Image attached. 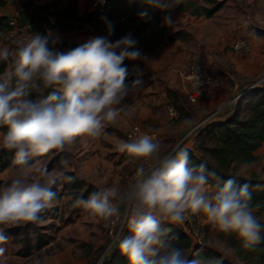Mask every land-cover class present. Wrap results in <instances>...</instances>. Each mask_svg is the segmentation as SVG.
<instances>
[{
	"label": "clouds",
	"instance_id": "1",
	"mask_svg": "<svg viewBox=\"0 0 264 264\" xmlns=\"http://www.w3.org/2000/svg\"><path fill=\"white\" fill-rule=\"evenodd\" d=\"M144 2L170 13L183 0ZM140 16L151 18L147 11ZM102 19L107 36L93 37L67 52L57 50L60 38L51 30L13 41L14 50L0 48V61H10L0 74V128H7L2 144L14 151L17 166L15 177L0 187V245L8 243L6 227L42 223L40 214L59 202L52 191L56 177L46 168H36L42 163L36 158L52 150L63 152L78 138L98 140L122 114L133 115L122 102L143 80L138 77L127 83L124 61L146 58L131 34L112 41L114 26ZM173 23L170 14L164 17L166 26ZM116 148L139 165L133 183L124 192L115 186L98 187L86 200L75 203L109 223L119 215L114 201L128 206L131 235L119 239L128 264H200L187 259L161 228L164 222L182 224L189 214L202 213L220 232L237 235L245 249L264 242V224L251 204L250 184L224 179L206 162L191 164L186 148L161 155V143L148 134L121 140ZM247 167L243 164L241 170ZM210 181H215L214 193L209 192ZM6 252L0 247V264L7 259Z\"/></svg>",
	"mask_w": 264,
	"mask_h": 264
},
{
	"label": "rangeland",
	"instance_id": "2",
	"mask_svg": "<svg viewBox=\"0 0 264 264\" xmlns=\"http://www.w3.org/2000/svg\"><path fill=\"white\" fill-rule=\"evenodd\" d=\"M221 1L224 2L223 7L211 18L188 17L181 20V14L175 10L170 12L174 22H182L181 25L186 26L182 29L185 39L177 43L178 53L173 46L166 48L171 51L164 55L165 66L161 64L160 68L173 69L165 75L155 73L159 85L155 105L146 104L145 101L142 108L135 107L132 95L129 94L130 97L128 95L122 103L128 106L133 115L129 117L122 114L115 125H107L106 135L98 140L78 138L75 144L66 146L63 152L52 150L48 155L36 158L42 161L36 168H46L59 182H64L65 177L67 179L66 183L52 186L56 200L59 201L53 203L57 206V217L39 223V230L43 232L42 238L47 239L48 243L36 249L33 245L35 241H32L29 255L24 254L27 241L25 236L9 237L7 244L0 245L7 249L4 264H97L112 248L114 235L109 232V222L92 217L88 210L82 205L76 206L75 202L77 199L86 200L98 187L108 185L118 188L133 177L136 162H133L127 153L116 148L119 141L125 140L126 129L134 123H140L145 128L157 130L161 134L164 132L162 135L169 146L185 140L181 148L192 149L194 136L188 137V133L214 112L220 110V113L227 107V104L240 94L239 83H252L264 77V36L258 32L264 30V0ZM72 33V40H76L79 45L86 42L84 36L88 34L87 29L75 30ZM53 34L60 38L57 50L67 52L73 49V42L68 33L61 32L59 35L58 31H54ZM235 39L249 40L251 50L246 53L232 51L229 42ZM158 51L161 53V48ZM158 51L155 53H159ZM193 60H200L204 64L207 62L218 69L223 78V88L217 92L218 96L212 103L209 95H202L203 97L195 102L188 101L180 89L176 70L185 68ZM235 86L237 89L233 92ZM153 94L151 91L150 95ZM168 104L178 109L179 117L174 121H166L163 118V106ZM144 111L149 113L144 121L133 120V116ZM163 126V130H158ZM0 131V136L6 133L5 130ZM0 146L3 147L2 137ZM256 157L255 161L247 164L246 169H240V174L247 177L255 174L264 178V145L256 152ZM63 161H67V164ZM16 168V165L11 164L2 169L0 187L15 177ZM33 175L38 177L39 172L33 169ZM184 222L193 228L192 231V228L187 227L195 243L206 242L231 259L237 260L239 264H247L236 259L233 250L218 238V229L213 227L202 213L189 214ZM30 235L32 238L31 233Z\"/></svg>",
	"mask_w": 264,
	"mask_h": 264
},
{
	"label": "trees",
	"instance_id": "3",
	"mask_svg": "<svg viewBox=\"0 0 264 264\" xmlns=\"http://www.w3.org/2000/svg\"><path fill=\"white\" fill-rule=\"evenodd\" d=\"M34 1L24 2L20 9V20L31 23V34L34 32L43 34L53 28H59L63 32L87 29L94 31L96 36H107L106 22L102 19L106 18L114 26V33L110 37L112 41L131 34L132 38L137 40L136 47L140 51L155 52L163 46L185 39L182 30L170 32L169 27L164 24V17L169 15V12L153 9L144 0H107L103 10L92 7V0H88L83 10L79 7L78 0H49L45 4L38 5H35ZM1 3L3 2L0 0V6ZM223 5L224 2L221 0H183L174 10L196 18H211ZM144 11L149 13L150 19L141 18L140 13ZM9 28L7 17L0 16V39ZM258 32L264 36V30H258ZM10 46L17 47L13 42ZM77 46H79L78 43L71 44L72 48ZM124 66L127 67L126 82L131 83L135 79V72L129 60L124 61ZM6 67L7 62L0 61V74L5 71ZM256 81L258 80L240 85L239 93L242 95L236 102L237 106L233 114L226 119H217L218 113L213 119L197 128L191 135L194 136L193 148L187 150L191 164L206 162L209 170L215 171L224 179L234 178L237 184H250L251 204L261 224H264V178L255 174L247 177L239 172L243 164H250L257 159L256 152L264 145V79L251 87ZM13 159L14 151L0 146V168L4 169L13 164ZM64 182L56 180L54 185ZM208 188L209 192L214 193L216 191L215 181H210ZM56 217V205L40 214L41 221ZM40 227L39 223H26L25 225L8 226L4 231L8 237L25 236L27 241L24 254L29 255L32 241H35L33 245L36 249L48 243L47 239L42 238L43 232L39 230ZM187 227H189L188 224ZM161 228L166 230V239L175 247L183 249L185 257L189 260L199 261L200 264H209V262L211 264H236L229 256L209 246L206 242L195 243L189 233L178 226L164 222L161 223ZM191 230L193 231V228ZM129 234L131 232L128 225H125L112 244V248L97 264H128L126 256L119 249V239ZM216 234L226 246L233 250L237 259L247 264H264V242L250 250L242 246V241L235 234H226L219 230ZM33 235H35L34 239ZM261 236L264 237V231L261 232Z\"/></svg>",
	"mask_w": 264,
	"mask_h": 264
},
{
	"label": "built area",
	"instance_id": "4",
	"mask_svg": "<svg viewBox=\"0 0 264 264\" xmlns=\"http://www.w3.org/2000/svg\"><path fill=\"white\" fill-rule=\"evenodd\" d=\"M4 3H12L17 6V9H14L13 12L6 15L9 23V30L2 35L0 39V43L7 42L11 43L13 41H19V40H27L32 34H31V23L30 22H21L20 20V9L18 8V5L20 4V0H1ZM107 3V0H92L91 5L92 7H98L99 10H103L104 5ZM53 20V18H51ZM229 47L232 51L236 53H246L249 50H251V43L247 39H235L229 42ZM10 50H14L15 47L10 46ZM132 64L133 61L129 60ZM154 72H158L159 69L157 66H153ZM134 71V70H133ZM135 72V71H134ZM176 74L179 81V86L184 94L185 98L188 101L195 102L198 100L202 95H211L214 93H217L218 91L222 90L223 88V78L218 72V69L216 70L215 67L208 64L207 62L204 64L200 60H193L188 66L185 68H179L176 70ZM138 78L137 73L135 72V79ZM264 79L262 77L258 81H256L251 87L258 84ZM242 94H238L234 99H232L227 106L232 102H237L238 98ZM140 96L137 97L136 100ZM220 110H217V112H214L211 114L207 119L202 120L194 129H192L188 133V137H191L193 132L199 128L201 125L206 124L207 121L213 119ZM179 117L178 109L171 104L164 105L163 106V118L166 121H174ZM148 134L151 136H154L162 145L161 149V155L168 154L170 152H173L178 147H182L185 140L178 141L174 146H169V144L166 142L163 135L157 131V130H151L148 128H145L140 123H134L130 125L126 131H125V141L129 139V137H139L140 135ZM167 150V152L162 151ZM136 169L139 166L138 163H136ZM150 165H145V167H149ZM2 169L0 168V172ZM136 173V171H135ZM135 173L130 180H128L123 186L118 187V189L121 192L126 191L129 186L133 183L135 179ZM102 187H109L108 185H104ZM117 203V207L119 209V215L117 217H114L112 219V222L109 223V232L110 234L114 235L113 242L117 239V237L120 235L122 229L125 225H127V217L129 214V208L126 204ZM172 225L178 226L179 228H182L186 232L189 233L191 236V233L189 232L187 228L186 222H183L182 224H174L170 223Z\"/></svg>",
	"mask_w": 264,
	"mask_h": 264
},
{
	"label": "crops",
	"instance_id": "5",
	"mask_svg": "<svg viewBox=\"0 0 264 264\" xmlns=\"http://www.w3.org/2000/svg\"><path fill=\"white\" fill-rule=\"evenodd\" d=\"M26 1H28V0H20V4L18 5V8L21 9L23 3L26 2ZM48 1L49 0H35L34 4L35 5L45 4ZM87 2H88V0H78L79 7L81 8V10L84 9V7H85ZM14 9H17V6H15V4L4 3L3 2V3H1V6H0V16H6L7 14L13 12ZM179 14H181V16H180L181 20L187 19L188 17L193 19V16H189V15H187L185 13H180L179 12ZM181 23L178 24L177 22H174L173 25H171V27H169L170 32H173V31H176V30H182V29H184V27L186 28V26H184V24L181 25ZM51 31L52 32L58 31L59 35H60L61 32H63L59 28H53ZM63 33H68L70 35L69 37H70L71 41L73 43H76L75 42L76 40H72L73 39L72 36H71V34H73L72 32H63ZM93 37H96V33L94 31H88V34L84 36V38L87 39L86 42L88 40H90L91 38H93ZM77 40H79V39H77ZM179 42H181V40H177L171 45H167V46L161 47V50H162L161 53L158 50L157 51L159 53H155L156 51L152 52V53L151 52L147 53L146 51H141L142 56L143 57H147L148 59L146 58V59H141V60H132L133 61V63L131 64L132 70H134L137 73V76L143 80V85L142 86L138 87L137 89L132 90L129 93V94L132 95L131 98H132L133 104H135V107L142 108L144 106L143 104L145 103V101H146V104L155 105L157 103V101H156V91L158 92L159 85L157 84L156 74L157 75H165L170 69H173V68H169V67L168 68H166V67L163 68L162 67V69H161L160 67H161V64H162V66H165V62L163 61L164 60L163 57H164L165 54H167V52L169 54V52L171 51L169 49L166 50V48H170V47L173 46V47H175L176 53H178L179 45L177 43H179ZM2 47L10 48V44L7 43V42H3L2 41L0 43V48H2ZM172 49H174V48H172ZM9 63H10V61H7V67H8ZM153 66H157V68L160 70V72H154ZM239 84L243 85L244 83L241 82ZM236 89H237V86H235L233 88V92ZM151 91H153V93H154L153 95H150ZM138 96H140V98H138L140 100H136ZM217 96H218V93H214V94L209 95L208 98L210 99V102L212 103L213 99H215ZM129 97H130V95H129ZM236 106H237V103H235V102L230 103L227 107H225L219 113V115L217 116V119H226L227 117L232 115ZM143 109H145V107ZM148 115H149V113H147V111L146 112L144 111V113H141L140 115L136 114L135 116H133L134 117L133 120L140 119V121H144L147 118ZM164 128H165V126H163L162 128H160L158 130L161 131ZM0 130H5L7 132V128L0 129ZM1 132L2 131H0V133ZM163 133L164 132H162V134ZM1 137H3V136H0V139H1ZM234 261L236 262V264H239V262H237V260H234Z\"/></svg>",
	"mask_w": 264,
	"mask_h": 264
}]
</instances>
